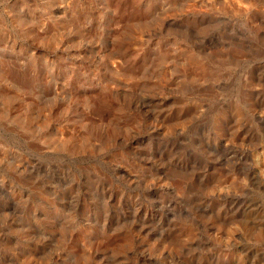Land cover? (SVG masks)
<instances>
[{
  "label": "rangeland",
  "instance_id": "rangeland-1",
  "mask_svg": "<svg viewBox=\"0 0 264 264\" xmlns=\"http://www.w3.org/2000/svg\"><path fill=\"white\" fill-rule=\"evenodd\" d=\"M0 264H264V0H0Z\"/></svg>",
  "mask_w": 264,
  "mask_h": 264
}]
</instances>
